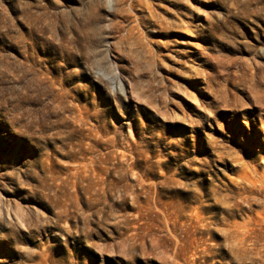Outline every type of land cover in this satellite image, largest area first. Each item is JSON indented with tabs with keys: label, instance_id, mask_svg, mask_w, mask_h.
Returning <instances> with one entry per match:
<instances>
[{
	"label": "rangeland",
	"instance_id": "374dc122",
	"mask_svg": "<svg viewBox=\"0 0 264 264\" xmlns=\"http://www.w3.org/2000/svg\"><path fill=\"white\" fill-rule=\"evenodd\" d=\"M0 264H264V0H0Z\"/></svg>",
	"mask_w": 264,
	"mask_h": 264
}]
</instances>
